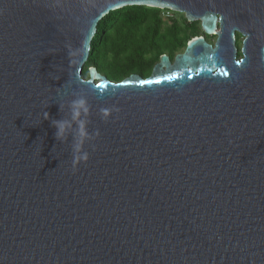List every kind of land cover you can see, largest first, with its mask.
I'll list each match as a JSON object with an SVG mask.
<instances>
[{"label": "water", "instance_id": "95a60500", "mask_svg": "<svg viewBox=\"0 0 264 264\" xmlns=\"http://www.w3.org/2000/svg\"><path fill=\"white\" fill-rule=\"evenodd\" d=\"M128 6L216 44L85 78L99 22ZM0 264H264V0H0Z\"/></svg>", "mask_w": 264, "mask_h": 264}, {"label": "trees", "instance_id": "16d2710c", "mask_svg": "<svg viewBox=\"0 0 264 264\" xmlns=\"http://www.w3.org/2000/svg\"><path fill=\"white\" fill-rule=\"evenodd\" d=\"M199 34V22L171 10L128 6L112 11L98 24L83 76L96 67L113 82L132 74L147 78L161 55L173 60Z\"/></svg>", "mask_w": 264, "mask_h": 264}, {"label": "clouds", "instance_id": "9594fccd", "mask_svg": "<svg viewBox=\"0 0 264 264\" xmlns=\"http://www.w3.org/2000/svg\"><path fill=\"white\" fill-rule=\"evenodd\" d=\"M89 111L87 101L85 99H78L72 103V119L78 122L79 125V139L75 145L76 155L73 160V166L77 165L80 162H87L89 159V153L83 151V145L85 140L88 138V133L86 130V121L80 119L82 114H87ZM107 110H104V115L107 116ZM49 118L48 113H45V119ZM53 125L56 127V137L62 139L71 123L69 121L58 120L53 121Z\"/></svg>", "mask_w": 264, "mask_h": 264}, {"label": "flooded vegetation", "instance_id": "af4514ba", "mask_svg": "<svg viewBox=\"0 0 264 264\" xmlns=\"http://www.w3.org/2000/svg\"><path fill=\"white\" fill-rule=\"evenodd\" d=\"M194 22H199V25H200V34L198 36H203L205 38V40L207 41V43H209L210 45L215 46L217 38H218V35H215V34L214 35H207L203 31V29L201 27V22L200 21H194ZM194 22H191V23H194ZM217 31H221V25H220L219 22L217 24ZM234 34H235V43H234V45H235V49H236V60L240 61L245 56V54L243 52L244 43H245L246 39H249L250 35L242 27H239L234 32Z\"/></svg>", "mask_w": 264, "mask_h": 264}, {"label": "rangeland", "instance_id": "374dc122", "mask_svg": "<svg viewBox=\"0 0 264 264\" xmlns=\"http://www.w3.org/2000/svg\"><path fill=\"white\" fill-rule=\"evenodd\" d=\"M184 15V14H183Z\"/></svg>", "mask_w": 264, "mask_h": 264}]
</instances>
